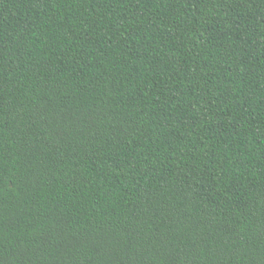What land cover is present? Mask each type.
Segmentation results:
<instances>
[{
  "label": "trees",
  "instance_id": "trees-1",
  "mask_svg": "<svg viewBox=\"0 0 264 264\" xmlns=\"http://www.w3.org/2000/svg\"><path fill=\"white\" fill-rule=\"evenodd\" d=\"M0 264H264V0H0Z\"/></svg>",
  "mask_w": 264,
  "mask_h": 264
}]
</instances>
